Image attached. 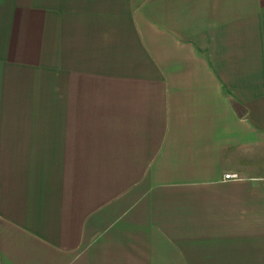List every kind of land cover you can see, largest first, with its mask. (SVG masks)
<instances>
[{
  "label": "crops",
  "instance_id": "0c3cea01",
  "mask_svg": "<svg viewBox=\"0 0 264 264\" xmlns=\"http://www.w3.org/2000/svg\"><path fill=\"white\" fill-rule=\"evenodd\" d=\"M0 264H264V0H0Z\"/></svg>",
  "mask_w": 264,
  "mask_h": 264
},
{
  "label": "built area",
  "instance_id": "2783aa9c",
  "mask_svg": "<svg viewBox=\"0 0 264 264\" xmlns=\"http://www.w3.org/2000/svg\"><path fill=\"white\" fill-rule=\"evenodd\" d=\"M226 179L231 178L229 175L225 176Z\"/></svg>",
  "mask_w": 264,
  "mask_h": 264
}]
</instances>
